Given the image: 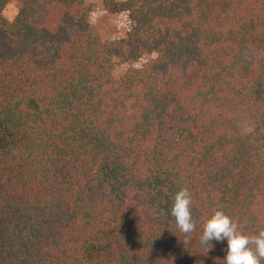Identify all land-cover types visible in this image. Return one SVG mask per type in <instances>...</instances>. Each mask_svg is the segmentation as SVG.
<instances>
[{
	"label": "trees",
	"instance_id": "16d2710c",
	"mask_svg": "<svg viewBox=\"0 0 264 264\" xmlns=\"http://www.w3.org/2000/svg\"><path fill=\"white\" fill-rule=\"evenodd\" d=\"M101 2L124 38L85 0H0V264H224L206 218L264 229V0Z\"/></svg>",
	"mask_w": 264,
	"mask_h": 264
},
{
	"label": "clouds",
	"instance_id": "9594fccd",
	"mask_svg": "<svg viewBox=\"0 0 264 264\" xmlns=\"http://www.w3.org/2000/svg\"><path fill=\"white\" fill-rule=\"evenodd\" d=\"M191 205L192 196L187 188H181L174 194L170 214L185 236L196 230ZM202 229L199 240L202 245H210L207 251L211 250L212 240L227 241L224 264H261L264 260V229L256 235H244L238 230L237 223L222 210H216L206 218ZM188 242L187 239L184 240V243Z\"/></svg>",
	"mask_w": 264,
	"mask_h": 264
},
{
	"label": "rangeland",
	"instance_id": "374dc122",
	"mask_svg": "<svg viewBox=\"0 0 264 264\" xmlns=\"http://www.w3.org/2000/svg\"><path fill=\"white\" fill-rule=\"evenodd\" d=\"M120 1V0H119ZM90 8V22L101 41L109 42L119 40L125 37L128 30V20L123 13H110L102 6L101 0H85ZM3 16L8 21H13L16 16V7L14 2L7 4ZM136 66L132 62L118 63L114 67L112 75L117 78L122 75L130 67ZM239 130L242 133H247L251 130L252 123L250 119L245 116H241L236 121Z\"/></svg>",
	"mask_w": 264,
	"mask_h": 264
}]
</instances>
